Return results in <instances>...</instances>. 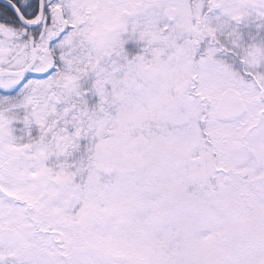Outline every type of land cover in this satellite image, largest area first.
I'll return each mask as SVG.
<instances>
[{"label":"snow or ice","instance_id":"obj_1","mask_svg":"<svg viewBox=\"0 0 264 264\" xmlns=\"http://www.w3.org/2000/svg\"><path fill=\"white\" fill-rule=\"evenodd\" d=\"M0 264H264V0H0Z\"/></svg>","mask_w":264,"mask_h":264}]
</instances>
